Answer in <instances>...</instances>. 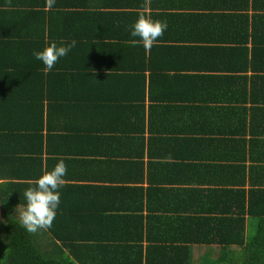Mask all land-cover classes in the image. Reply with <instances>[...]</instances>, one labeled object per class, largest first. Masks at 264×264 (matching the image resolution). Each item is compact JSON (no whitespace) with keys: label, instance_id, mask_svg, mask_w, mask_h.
Returning a JSON list of instances; mask_svg holds the SVG:
<instances>
[{"label":"trees","instance_id":"16d2710c","mask_svg":"<svg viewBox=\"0 0 264 264\" xmlns=\"http://www.w3.org/2000/svg\"><path fill=\"white\" fill-rule=\"evenodd\" d=\"M45 4L0 0V264H199L191 247L212 245L220 248L214 264H264V0H151L147 8L144 0H56L51 10ZM141 12L168 23L148 52L130 43L139 40L130 32ZM73 39L76 47L45 72L34 51ZM101 108L105 115L134 114L126 122L134 128L105 135L82 127ZM145 120L150 132L159 120L169 125L168 138L151 137L163 158L180 157V146L195 143L198 152L222 154L213 173L228 186L244 187L247 179L251 188L218 187L213 203L220 214L212 215L210 191L180 189L179 208L174 189L163 188L173 184L169 173L145 178L143 163L131 157L113 160V168L108 156L89 159L104 156L100 146L121 148L128 133L144 131ZM60 160L67 175L55 220L29 234L18 215L24 192ZM133 166L136 176L128 174ZM154 166L147 163L149 171ZM104 167L124 177L120 188L94 186L103 176L93 169ZM193 178L180 170L176 180L191 185ZM145 182L147 189L132 185ZM222 195L225 202L217 201ZM144 198L153 205L145 219L133 206ZM161 201L167 206L156 207Z\"/></svg>","mask_w":264,"mask_h":264},{"label":"crops","instance_id":"0c3cea01","mask_svg":"<svg viewBox=\"0 0 264 264\" xmlns=\"http://www.w3.org/2000/svg\"><path fill=\"white\" fill-rule=\"evenodd\" d=\"M148 89V88H147ZM113 92H116L118 90H112ZM131 96V95H130ZM101 104V102H99L98 104L95 105H99ZM147 105V103L145 104ZM131 106V105H130ZM100 110V109H99ZM120 109H111L110 111L106 112L107 116L105 115V109L101 108V110L97 113H94L93 115H89V118L86 117L84 123H82V127H86V128H101L100 134H109L111 128H113L112 132L116 131V128H121L123 125H126L127 120H132L133 119V115L134 114H130L129 117L125 118V114L124 113H120L119 112ZM103 111V113H102ZM159 124H157L156 126L154 125L155 129L150 132L148 130V124L145 120V126H144V131H141L143 129L138 127V133H128L125 137L126 139V143H124L121 148L120 145L118 143V147L115 149H107L106 147H102L100 146L101 150L103 151L102 153H104V156L101 155L99 157H89V159H96V160H105L106 156H108L110 158L109 166H111V168H113L111 162L113 160L118 161L119 157L121 158H132V159H137L140 160L143 163V175L146 178V174H152V176H155L159 169H160V173L162 175L167 176V174L169 173V175L166 177V181H172L173 184L172 185H164L163 188H173L174 189V193L172 192L170 194L171 197H173V201L174 203L180 208V204H179V200L182 198V193L180 192V189L183 190V193L187 192V191H192V190H197L199 192V195H204L205 193H208L210 191V197L208 199V206L209 208H213L214 209V213L212 215H219L215 209V206L217 204H214L213 201L215 200L216 196H215V191L216 190H220L219 188L221 186H224V189L227 188L228 190L234 189L235 191L237 190H242L244 189L246 192H248V189L251 188L250 185L248 184V180L246 179V184L244 187L241 186H228V183H226V178H224V176L222 174H217V173H213V168L215 165H217L219 162V158L222 157L221 153L219 154H211V151L209 150H201V151H197L198 147L197 144H191V146L188 148H183V146H180L181 149V154L180 157H175V159H165L163 158V156L161 155L160 151L158 149H152V147H157L160 148V145L153 142V140H151V137H156V138H168L166 135V133L163 131V129L165 128V126H167V129L169 127L168 123L164 120H159L158 121ZM195 122V120L191 123ZM186 126L188 127V125L186 124ZM110 127V128H109ZM134 128L132 126H125L123 128ZM103 128H105L103 130ZM122 130V129H121ZM120 135V132L118 133ZM139 136V137H134L132 140H130V136ZM111 136L112 133H111ZM114 141V140H113ZM163 151V150H162ZM161 151V152H162ZM122 154H125V157ZM160 153V154H159ZM140 154H142V157H140ZM159 154V155H158ZM72 157H78V158H88V157H84V156H80V155H74ZM177 159V160H176ZM82 160V159H79ZM109 160V159H108ZM147 163H152L154 164V169L152 170H148L147 169ZM133 169L134 166L131 168V172L129 171L128 174L131 175H135L133 174ZM170 169V170H169ZM88 170V167H84L82 168V171L84 172V176H86V171ZM92 169H90L91 171ZM180 170H185L189 173V176L192 175L194 178V181H197V183H191V185H182L184 179H180V180H176L177 179V174ZM121 171V170H120ZM149 171V172H148ZM170 171V172H169ZM113 172V173H112ZM110 170V168H106L104 167V170H98V171H94L93 169V175L94 176H103L100 181H97L94 186H113L114 188H120L119 183H117L119 181V179L124 178L119 171L117 170V168L114 169V171ZM89 174V173H88ZM130 176H128L126 179H128ZM109 177V178H106ZM159 177V176H158ZM110 178H116L115 182H111L110 183ZM144 178V179H145ZM204 178H209L211 181L214 180L215 184H209L205 181ZM217 178H221L220 183L218 184V182L216 183ZM132 179V178H129ZM134 179V178H133ZM146 180V179H145ZM203 180V181H201ZM79 185L83 184V183H78ZM92 184V185H93ZM217 184V185H216ZM133 187H138V188H144L147 189L148 185L145 183L143 184H132ZM131 185V186H132ZM219 187V188H218ZM255 188H258L257 186H255ZM176 191H178V195L176 193ZM194 192V191H193ZM184 196V195H183ZM196 197V194L195 196ZM218 198V197H217ZM224 196L222 195L220 198H218L217 201H224ZM137 199L133 200L132 202L134 203ZM197 201V199H194ZM192 200V201H194ZM225 202V201H224ZM156 207H158V205H166V203L164 201H161L160 204L156 203L155 204ZM134 207H142L143 211L142 212H136L138 213V215L143 216L144 219L148 216L149 211H148V203L147 201L144 199H141L140 202H138L137 204L133 205ZM167 206V205H166ZM187 204L182 205V208L187 210H191L187 208ZM193 206V205H192ZM208 206L206 205H199V209L203 210L205 208H207ZM185 212V211H184ZM190 212H186V215H189ZM200 213V212H198ZM181 214V213H180ZM185 214V213H182ZM215 217V216H213ZM241 217L245 220L244 222L247 223L249 221L247 215H242ZM213 247H218L215 245L209 246V247H205V246H192L191 247V254H192V261L199 259V264H201L202 260L206 257L204 256V252L207 251V255H210V253H212V248ZM219 248V247H218ZM200 252L201 253V257H197L195 256L196 253ZM209 260V259H207Z\"/></svg>","mask_w":264,"mask_h":264},{"label":"clouds","instance_id":"9594fccd","mask_svg":"<svg viewBox=\"0 0 264 264\" xmlns=\"http://www.w3.org/2000/svg\"><path fill=\"white\" fill-rule=\"evenodd\" d=\"M56 0H46L45 7L51 10ZM151 0H144L147 8ZM168 28L166 20L153 19L146 12H141L138 19L132 25L130 35L138 37L139 40L130 41L132 46L142 43L146 52L150 51L162 37ZM77 45L75 39L70 42H50L43 50L34 51V57L42 61L45 72L51 71L60 58L67 56ZM67 165L60 160L52 170H45L34 182V186L25 190L26 205L19 213L21 226L29 233L35 234L41 230H48L57 215L60 205L59 189L66 185Z\"/></svg>","mask_w":264,"mask_h":264},{"label":"rangeland","instance_id":"374dc122","mask_svg":"<svg viewBox=\"0 0 264 264\" xmlns=\"http://www.w3.org/2000/svg\"><path fill=\"white\" fill-rule=\"evenodd\" d=\"M20 211H22V209H19L18 210V215H19V213H20ZM214 250V251H213ZM212 253H210V255H207V256H203V257H206V258H204L203 260H202V262H201V264H214L215 262H216V260H217V256H218V254H219V252H220V248H218V247H213L212 248ZM201 255V253L200 252H198V253H196L195 254V256H199V257H201L200 256ZM202 258V257H201ZM207 259H209V260H207ZM217 264V263H216Z\"/></svg>","mask_w":264,"mask_h":264}]
</instances>
